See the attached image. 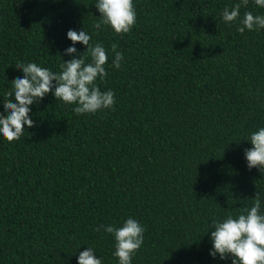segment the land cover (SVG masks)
Listing matches in <instances>:
<instances>
[{"label":"trees","instance_id":"trees-1","mask_svg":"<svg viewBox=\"0 0 264 264\" xmlns=\"http://www.w3.org/2000/svg\"><path fill=\"white\" fill-rule=\"evenodd\" d=\"M96 2L0 0V114L23 78L17 64L59 74L75 58L69 30L105 47L95 83L115 94L113 108L77 115L53 88L30 106L32 128L0 137V264H77L86 248L119 264L104 227L129 218L145 228L131 264H231L209 255L213 221L236 218L257 193L264 214V172L245 159L264 127V29L237 31L264 8L249 0L226 23L240 0H133L136 23L117 35L94 28Z\"/></svg>","mask_w":264,"mask_h":264},{"label":"clouds","instance_id":"clouds-1","mask_svg":"<svg viewBox=\"0 0 264 264\" xmlns=\"http://www.w3.org/2000/svg\"><path fill=\"white\" fill-rule=\"evenodd\" d=\"M249 0H240L234 7L223 11V20L234 23L240 17L242 6L247 7ZM254 4L264 8V0H254ZM95 8L99 13V22L94 28L99 30L102 25L108 26L115 34H127L136 23V10L133 0H97ZM264 29V16L245 12L239 19L237 31L243 34L247 31ZM67 39L72 47L65 51V55L75 56L61 65L59 74L36 63H19L15 67L22 70L23 78L12 80L13 92H9L3 102L4 114H0V137L11 143L19 140L25 133V126L32 128L30 106L38 104L47 94L66 105L75 104L73 112L77 115L95 114L102 109H111L115 104L113 91H101L96 80H103L107 76L105 65L108 55L105 47L100 43L92 44L91 36L82 31L69 30ZM82 44L86 51L77 55L75 44ZM118 45L111 46L114 54L113 67L119 69L124 59L123 53L117 51ZM90 56L91 62L86 63L85 57ZM55 82V83H53ZM248 142L251 148L245 151L248 169L257 168L264 172V127L250 134ZM251 208H244L236 218L229 215L223 222L213 221L210 239L212 251L209 255L221 260L229 255L231 264H264V214L261 213V199L257 193ZM98 226L95 231H100ZM106 233L112 234L115 240L113 255L119 264H131L133 255L143 244L145 228L135 219H127L121 227L108 225L104 227ZM77 264H102L96 258L92 248H86L77 258Z\"/></svg>","mask_w":264,"mask_h":264}]
</instances>
